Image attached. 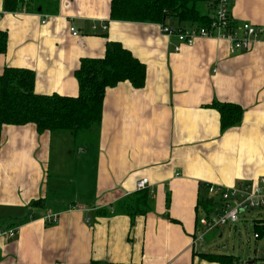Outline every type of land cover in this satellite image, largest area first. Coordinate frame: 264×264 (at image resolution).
Returning a JSON list of instances; mask_svg holds the SVG:
<instances>
[{
  "label": "crops",
  "instance_id": "crops-1",
  "mask_svg": "<svg viewBox=\"0 0 264 264\" xmlns=\"http://www.w3.org/2000/svg\"><path fill=\"white\" fill-rule=\"evenodd\" d=\"M54 1L57 11L50 14L5 11L0 0V29L8 36L0 72L27 68L37 93L75 96L79 60L101 57L106 41H117L145 64V83L106 88L90 164L75 165L85 151L78 145L77 155L72 149L71 160L57 158L51 169L54 139L70 138L67 130L2 126L0 229L16 226L18 233L0 238V264H220L199 255L213 251L191 244L199 197L207 193L202 184L264 176V42L230 52L225 41L198 38L175 50L177 38L162 34L158 24L109 20V0ZM230 1L237 25L264 26V0ZM204 2L212 13L214 0ZM213 101L239 104L240 121L221 129ZM144 178L151 210L131 224L113 206ZM46 212L58 213L57 223H44Z\"/></svg>",
  "mask_w": 264,
  "mask_h": 264
},
{
  "label": "trees",
  "instance_id": "trees-1",
  "mask_svg": "<svg viewBox=\"0 0 264 264\" xmlns=\"http://www.w3.org/2000/svg\"><path fill=\"white\" fill-rule=\"evenodd\" d=\"M3 9L55 14L57 3L54 0H3ZM108 18L183 28L208 26L211 13L204 0H109ZM7 42L6 31L0 29V53L7 51ZM73 75L77 95L43 94L34 90L35 77L30 69L4 67L0 72V136L4 125L33 124L38 132L67 130L73 140L91 129L98 131L106 88L121 81L141 88L145 83V64L120 42L106 41L103 55L82 57ZM210 106L218 112L221 129L237 124L242 117L243 109L237 103L213 101ZM202 186L207 189L208 184ZM151 193L149 186L134 190L115 203L113 213L127 215L133 224L136 216L151 210ZM37 203L38 200L31 201L30 205ZM199 205L203 213L209 215L221 207V202L214 196H200ZM254 230L258 237L264 233V219L254 225ZM199 255L220 264H232L236 259L234 255L223 253L199 252Z\"/></svg>",
  "mask_w": 264,
  "mask_h": 264
},
{
  "label": "built area",
  "instance_id": "built-area-1",
  "mask_svg": "<svg viewBox=\"0 0 264 264\" xmlns=\"http://www.w3.org/2000/svg\"><path fill=\"white\" fill-rule=\"evenodd\" d=\"M230 0H214V7L211 13V21L208 26H187L176 28L173 26L159 25V31L164 35H174L179 44L174 49L179 50L181 45L190 46L198 38H213L228 43L230 52L250 49L255 43L264 42V26L243 22L237 25L233 22L229 12ZM47 15H44V18ZM45 22V19L41 21ZM96 30V25H91ZM107 24L101 21V32L106 31ZM69 32L77 36L79 31L76 27H69ZM148 187L147 179H141L136 183V189ZM209 195L218 198L221 207L211 214H202L197 218L195 233L192 238V246L197 247L203 241L204 236L213 230H218L224 225L232 226L239 214L249 210H264V176L255 181H240L234 185L223 186L209 184L207 186ZM82 209V206H70L69 209ZM58 213L46 212L41 219L48 224H55L58 221ZM261 224V223H260ZM18 233L16 226H8L0 229V238L10 240ZM254 239L258 233H253ZM254 258L258 253L254 251ZM263 255L260 256V258Z\"/></svg>",
  "mask_w": 264,
  "mask_h": 264
},
{
  "label": "rangeland",
  "instance_id": "rangeland-1",
  "mask_svg": "<svg viewBox=\"0 0 264 264\" xmlns=\"http://www.w3.org/2000/svg\"><path fill=\"white\" fill-rule=\"evenodd\" d=\"M97 143L98 133L95 129H91L83 134L78 135L77 140H73L72 136L70 138H63L56 135V138L54 139V142L52 144V156L50 162L51 169L57 158H63L64 163L65 159L71 160V158H69L72 155L71 150L78 145H82L85 148V151L80 152V158L73 159L75 165L77 162L83 161L90 164V158L94 156V154H96ZM77 149L78 148H76V151ZM57 153H59L58 156H56ZM75 155H77V152H75ZM58 177L59 182H63L65 181V178H67L66 176ZM73 189H75V185H73ZM166 191L167 190H165L164 192ZM202 195L206 197L209 196V193L207 192L201 194V196ZM198 214L202 215L204 213L203 211L199 210ZM201 215H199L198 217H200ZM262 219H264L263 209L249 210L240 213L238 220L234 224H232L231 227L228 225H224L217 230V232L220 229L222 230V235L220 237L217 235V232H213L216 230L210 231L204 236L203 241L196 248L200 251H206V249H209L214 253L234 255L236 259L232 262V264H246V262L253 259L255 254L254 251H256L257 253L259 251H262V259L255 258V262L253 264H264V233L257 239H254L253 236V233L255 231L254 225Z\"/></svg>",
  "mask_w": 264,
  "mask_h": 264
},
{
  "label": "water",
  "instance_id": "water-1",
  "mask_svg": "<svg viewBox=\"0 0 264 264\" xmlns=\"http://www.w3.org/2000/svg\"><path fill=\"white\" fill-rule=\"evenodd\" d=\"M261 253H262V251H259V252H258V259L260 258ZM254 262H255V258L253 257V259L250 260V261H248V262H246V264H253Z\"/></svg>",
  "mask_w": 264,
  "mask_h": 264
}]
</instances>
